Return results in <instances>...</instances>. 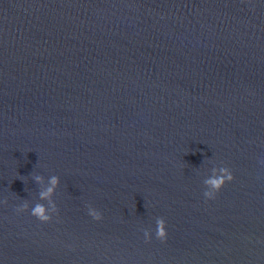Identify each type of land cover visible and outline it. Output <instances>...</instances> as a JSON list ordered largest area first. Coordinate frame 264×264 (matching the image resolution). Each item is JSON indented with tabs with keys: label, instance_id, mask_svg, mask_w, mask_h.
<instances>
[{
	"label": "water",
	"instance_id": "1",
	"mask_svg": "<svg viewBox=\"0 0 264 264\" xmlns=\"http://www.w3.org/2000/svg\"><path fill=\"white\" fill-rule=\"evenodd\" d=\"M0 264H264V0H0Z\"/></svg>",
	"mask_w": 264,
	"mask_h": 264
},
{
	"label": "clouds",
	"instance_id": "2",
	"mask_svg": "<svg viewBox=\"0 0 264 264\" xmlns=\"http://www.w3.org/2000/svg\"><path fill=\"white\" fill-rule=\"evenodd\" d=\"M36 179L41 180V177L37 176ZM232 179L233 174L229 168H213L212 177L204 181V183L207 185L204 191V196L209 199L214 198L215 194L224 186V184L228 181H231ZM57 182V177H51L49 185L40 193L41 199H46L49 201L48 205L36 203L30 209L31 214L38 218L40 221H49L52 218L51 213H54L56 211V205L52 202L51 196ZM28 207V204L25 203L21 205L18 210L27 209ZM89 215L92 216L93 219H101V213L98 210L89 208ZM144 235L146 238H150V233L147 230H145ZM155 236L160 240H164L167 237L166 222L163 218H157L156 220Z\"/></svg>",
	"mask_w": 264,
	"mask_h": 264
}]
</instances>
